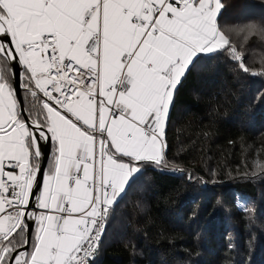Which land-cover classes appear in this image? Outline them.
Segmentation results:
<instances>
[{
  "label": "snow or ice",
  "instance_id": "6c2138e0",
  "mask_svg": "<svg viewBox=\"0 0 264 264\" xmlns=\"http://www.w3.org/2000/svg\"><path fill=\"white\" fill-rule=\"evenodd\" d=\"M220 8L219 0H0V264H92L126 185L167 164L181 78L199 54L229 46ZM16 65L25 96L43 100L31 123ZM29 221L35 236L20 244Z\"/></svg>",
  "mask_w": 264,
  "mask_h": 264
},
{
  "label": "trees",
  "instance_id": "16d2710c",
  "mask_svg": "<svg viewBox=\"0 0 264 264\" xmlns=\"http://www.w3.org/2000/svg\"><path fill=\"white\" fill-rule=\"evenodd\" d=\"M220 3L217 26L229 46L199 54L181 78L166 126L167 164L131 179L92 264H264V0ZM21 95L35 121L43 100L22 86Z\"/></svg>",
  "mask_w": 264,
  "mask_h": 264
},
{
  "label": "water",
  "instance_id": "95a60500",
  "mask_svg": "<svg viewBox=\"0 0 264 264\" xmlns=\"http://www.w3.org/2000/svg\"><path fill=\"white\" fill-rule=\"evenodd\" d=\"M20 71H21V66L16 65L15 66V79H16L15 86L18 88V99L21 101L22 110H24L25 107H24V102H23V98H22V95H21ZM23 115H24V117L26 119V122L31 123L30 119L28 118V116L26 114V111L23 112ZM42 151L44 153V165H43V167L45 168V166L47 164V161H48V158H49V154H50V145L43 144L42 145ZM41 181H42V177H41ZM34 205H35V199L32 198L31 201H30L29 207L33 208ZM29 224H30V230H29L28 233L25 234L24 239L26 238V239H28L30 241L31 234H32V229H33V226H34V222L29 221ZM24 239L22 241H20V244H23Z\"/></svg>",
  "mask_w": 264,
  "mask_h": 264
},
{
  "label": "built area",
  "instance_id": "2783aa9c",
  "mask_svg": "<svg viewBox=\"0 0 264 264\" xmlns=\"http://www.w3.org/2000/svg\"><path fill=\"white\" fill-rule=\"evenodd\" d=\"M241 56V55H240ZM241 59H242V56H241ZM46 99V98H45ZM101 237V236H100ZM98 245H99V243H98ZM98 245L96 246V249H95V251H94V254H93V256H94V258L98 255Z\"/></svg>",
  "mask_w": 264,
  "mask_h": 264
},
{
  "label": "crops",
  "instance_id": "0c3cea01",
  "mask_svg": "<svg viewBox=\"0 0 264 264\" xmlns=\"http://www.w3.org/2000/svg\"><path fill=\"white\" fill-rule=\"evenodd\" d=\"M219 2H220V0H219ZM220 5H221V3H220ZM221 9V8H220ZM217 17H218V15H217ZM131 181V180H130ZM128 185H126V187H127ZM126 189V188H125Z\"/></svg>",
  "mask_w": 264,
  "mask_h": 264
}]
</instances>
